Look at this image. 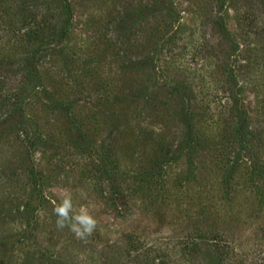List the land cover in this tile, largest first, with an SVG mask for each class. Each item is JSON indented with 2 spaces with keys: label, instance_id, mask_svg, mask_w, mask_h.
<instances>
[{
  "label": "rangeland",
  "instance_id": "rangeland-1",
  "mask_svg": "<svg viewBox=\"0 0 264 264\" xmlns=\"http://www.w3.org/2000/svg\"><path fill=\"white\" fill-rule=\"evenodd\" d=\"M66 1L0 0V264H264V0Z\"/></svg>",
  "mask_w": 264,
  "mask_h": 264
},
{
  "label": "clouds",
  "instance_id": "clouds-1",
  "mask_svg": "<svg viewBox=\"0 0 264 264\" xmlns=\"http://www.w3.org/2000/svg\"><path fill=\"white\" fill-rule=\"evenodd\" d=\"M53 214L57 228L67 227L77 238L90 236L97 227L96 218L86 208L74 210L70 197L63 198L59 203L54 202Z\"/></svg>",
  "mask_w": 264,
  "mask_h": 264
},
{
  "label": "trees",
  "instance_id": "trees-1",
  "mask_svg": "<svg viewBox=\"0 0 264 264\" xmlns=\"http://www.w3.org/2000/svg\"><path fill=\"white\" fill-rule=\"evenodd\" d=\"M63 2V6H62V11H69V4L67 3L66 0H62ZM26 78L30 81L32 80H35L37 78H39V70H38V67H37V64L36 62H32L31 64V67H30V70L26 76ZM37 143V139H35L34 137H29L28 141H27V146L30 148H33L34 145ZM100 168V167H99ZM101 169V170H100ZM100 169H98L97 167V171L99 172V174L101 176H104L102 174L106 173V171L101 167ZM30 174H31V177L33 179V183L34 184H37V181H38V175L36 173V170L34 168H32L30 171Z\"/></svg>",
  "mask_w": 264,
  "mask_h": 264
}]
</instances>
